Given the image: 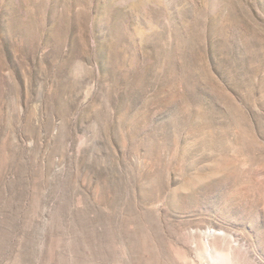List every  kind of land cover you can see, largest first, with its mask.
Masks as SVG:
<instances>
[{
    "label": "rangeland",
    "instance_id": "1",
    "mask_svg": "<svg viewBox=\"0 0 264 264\" xmlns=\"http://www.w3.org/2000/svg\"><path fill=\"white\" fill-rule=\"evenodd\" d=\"M0 264H264V0H0Z\"/></svg>",
    "mask_w": 264,
    "mask_h": 264
}]
</instances>
